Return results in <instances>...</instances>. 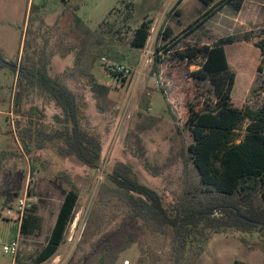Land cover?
Listing matches in <instances>:
<instances>
[{"label": "rangeland", "instance_id": "1", "mask_svg": "<svg viewBox=\"0 0 264 264\" xmlns=\"http://www.w3.org/2000/svg\"><path fill=\"white\" fill-rule=\"evenodd\" d=\"M176 1L0 0V53L6 62L0 65V264H12L2 245L19 234L15 264H31L53 227L65 179L76 186L79 199L64 243L46 264H264L260 227L249 232L206 229L177 254L172 234L150 232L126 220L125 206L115 199H97L105 176L119 164L154 190L170 215L173 204L197 183L187 153L192 137L184 123L189 106L200 109L214 96L207 81L191 76L201 60L191 65L170 61L173 50L238 38L225 46L236 75L230 100L238 107L263 104L264 64L253 42L264 30V0H244L239 13L223 6L186 34L185 27L208 7L182 0L181 14L175 16ZM144 21H151L148 41L142 49L133 48V33ZM165 27L177 39L171 51L157 52L168 45L162 40ZM245 34L250 41L242 40ZM157 56L164 61L157 63ZM39 62L74 94L81 130L101 146L97 169L63 151V137L56 133L66 123L54 101L38 88H17L21 67ZM112 63L129 68L124 84L104 71V64ZM245 125L237 131L239 139ZM25 194L35 198L39 218L29 234L5 218ZM253 205L264 209L259 196ZM130 231L135 239L128 244Z\"/></svg>", "mask_w": 264, "mask_h": 264}, {"label": "trees", "instance_id": "2", "mask_svg": "<svg viewBox=\"0 0 264 264\" xmlns=\"http://www.w3.org/2000/svg\"><path fill=\"white\" fill-rule=\"evenodd\" d=\"M181 1L177 0L173 7L175 16L181 14L178 9ZM199 1L208 9L189 23L183 34L196 30L223 6L230 5L238 12L244 0ZM34 7L30 6V14ZM150 22L144 21L135 29L130 41L133 48L145 47L150 36ZM173 37L172 29L165 27L162 40L168 45L159 46L157 52L163 49L171 51L172 44L177 39ZM242 40L250 41V37L245 34ZM236 41L239 39L228 36L219 38L212 45L195 43L169 53L170 61L191 65L201 60L199 68L191 76L197 81H207L214 96L213 100H208L200 109L192 106L188 108L184 125L190 132L192 142L187 153L196 172L197 183L191 185L177 203L173 204V215L164 208L161 197L141 184L130 169L122 164L105 176L98 192L99 201L115 199L121 202L126 208V220L139 224L150 232L172 234L177 254L182 253L196 233L206 229L235 228L249 232L260 227L264 230V209L253 205L258 196L264 201V100L256 108L238 107L230 100L236 75L229 67L225 46ZM253 45L258 48L264 64V30ZM163 61L160 56L156 57L157 63ZM0 65H6L1 53ZM104 71L121 84L126 82V76L112 72L107 65ZM16 86L19 91L25 87L38 88L54 101L62 111L63 122L66 123L63 130L56 133L63 137V151L75 156L85 167L97 169L101 156L100 143L97 138L81 130L76 98L67 86L49 77L43 62L22 66ZM17 101L15 99V103ZM244 123L243 136L239 139L237 131ZM2 155L4 154L0 152V167L3 166ZM66 182L68 180L65 179L60 184L62 201L53 227L46 243L30 257L31 264H46L65 241V234L73 220L79 199L76 186L68 182L70 186L64 187ZM35 212L34 205L23 217L20 233L29 234L37 228L39 218L35 216ZM134 239L135 233L128 232L126 242L131 244Z\"/></svg>", "mask_w": 264, "mask_h": 264}, {"label": "built area", "instance_id": "3", "mask_svg": "<svg viewBox=\"0 0 264 264\" xmlns=\"http://www.w3.org/2000/svg\"><path fill=\"white\" fill-rule=\"evenodd\" d=\"M103 61H105L103 59ZM109 67L112 72L122 73L123 76H126L130 73L129 68L122 64L112 63V64H105ZM35 205V198L30 195H24L22 198H19L14 206V214L7 210L5 213V218L13 219L17 222L18 227H20V223L32 206ZM20 234L16 235L14 239H12L9 243L2 245V251L6 254H10L12 256V264H15V259L19 252L20 246Z\"/></svg>", "mask_w": 264, "mask_h": 264}, {"label": "crops", "instance_id": "4", "mask_svg": "<svg viewBox=\"0 0 264 264\" xmlns=\"http://www.w3.org/2000/svg\"><path fill=\"white\" fill-rule=\"evenodd\" d=\"M243 3H244V2H243ZM243 5H244V4H242V6H241V9L238 11V13H239V12L242 10V8H243Z\"/></svg>", "mask_w": 264, "mask_h": 264}]
</instances>
